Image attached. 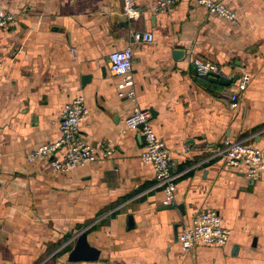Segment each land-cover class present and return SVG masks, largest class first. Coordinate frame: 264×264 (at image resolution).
Instances as JSON below:
<instances>
[{
	"label": "crops",
	"instance_id": "crops-1",
	"mask_svg": "<svg viewBox=\"0 0 264 264\" xmlns=\"http://www.w3.org/2000/svg\"><path fill=\"white\" fill-rule=\"evenodd\" d=\"M224 1L237 23L194 0L165 12L133 0V16L125 0H0L14 15L0 29V264H264V172L252 178L221 153L228 138L264 146V0ZM138 31L154 40H135ZM128 46L136 102L118 96L109 59ZM197 57L221 73L197 75ZM244 73L252 78L241 88ZM78 93L89 108L78 138L107 141L114 154L68 174L29 161L61 136V112ZM136 104L171 150L172 207L141 156L140 129L123 131ZM208 209L230 228L228 243L183 251L182 226ZM83 232L100 256L70 261Z\"/></svg>",
	"mask_w": 264,
	"mask_h": 264
},
{
	"label": "built area",
	"instance_id": "built-area-1",
	"mask_svg": "<svg viewBox=\"0 0 264 264\" xmlns=\"http://www.w3.org/2000/svg\"><path fill=\"white\" fill-rule=\"evenodd\" d=\"M204 6L210 13L237 23L238 16L235 10L226 5L224 0H194ZM180 0H157L155 9L165 12L176 6ZM136 12L133 0H125L124 15L133 16ZM14 21V15L4 9H0V29L10 26ZM137 41L152 42L154 34L150 31L135 32ZM111 70L120 77L117 84V94L121 98H128L136 102V82L133 76V50L131 46L114 50L109 54ZM193 65L199 76H217L221 73L219 66L205 62L201 58H194ZM252 75L244 73L239 80V86L246 88ZM238 96L233 95V105H238ZM89 114L85 96L76 94L63 108L59 128L61 136L52 142L40 145L37 149L27 154L31 162L46 160L51 169L60 173H71L77 168L104 158H108L115 152V147L107 141L90 143L78 138L82 123ZM152 111L134 105L131 113L123 121V131L140 129L145 139V146L141 153L144 161L154 165L158 184L164 188L165 199L163 203L174 206L176 196V174L173 172L171 150L167 143L155 132L151 122ZM64 149L59 155L57 152ZM223 153L224 162L229 167L244 170L250 177L257 178L264 172V146H251L242 141L226 139ZM2 153L0 151V157ZM231 230L224 225L223 217L219 211L208 209L198 214L190 224H184L178 236L181 249L191 251L198 244L224 246L228 243Z\"/></svg>",
	"mask_w": 264,
	"mask_h": 264
},
{
	"label": "water",
	"instance_id": "water-1",
	"mask_svg": "<svg viewBox=\"0 0 264 264\" xmlns=\"http://www.w3.org/2000/svg\"><path fill=\"white\" fill-rule=\"evenodd\" d=\"M181 51H176V54H181ZM92 78L91 74L84 75L83 79L89 81ZM214 81L221 82L222 80L218 77H211ZM240 78V75L236 76V79ZM222 83V82H221ZM154 114V113H153ZM172 207V206H171ZM182 208V206H181ZM132 223V217H130ZM238 249V245L234 247V250ZM101 250L91 245L88 241L87 233L83 232L78 235L77 243L74 249L69 254V260L73 262L77 261H95L99 258Z\"/></svg>",
	"mask_w": 264,
	"mask_h": 264
}]
</instances>
